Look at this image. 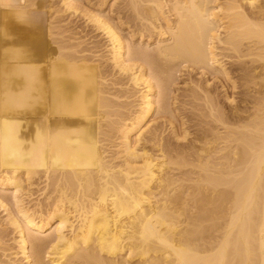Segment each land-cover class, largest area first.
I'll list each match as a JSON object with an SVG mask.
<instances>
[{
	"label": "bare ground",
	"instance_id": "6f19581e",
	"mask_svg": "<svg viewBox=\"0 0 264 264\" xmlns=\"http://www.w3.org/2000/svg\"><path fill=\"white\" fill-rule=\"evenodd\" d=\"M47 1L0 0V264H264V1L122 0V22L60 0L105 37L113 79L56 42ZM210 80L239 89L229 111ZM178 102L202 126L186 145Z\"/></svg>",
	"mask_w": 264,
	"mask_h": 264
},
{
	"label": "rangeland",
	"instance_id": "374dc122",
	"mask_svg": "<svg viewBox=\"0 0 264 264\" xmlns=\"http://www.w3.org/2000/svg\"><path fill=\"white\" fill-rule=\"evenodd\" d=\"M51 3H50V2ZM53 1V2H52ZM56 1V2H55ZM89 2H90V4H94V6L96 7L97 6V3L100 1V0H88ZM223 0H218V2H222ZM262 1H264V0H262ZM49 4H50V6H51V9H52V11H54V13H53V16H54V21H56V23H58L57 21L59 20V23L58 24H63L64 23V21L66 22V23H64L63 24V29H65V32L66 33H64V34H66L65 36H67V34L69 35V36H67V37H65L64 39L62 38V40L60 41V39H58L56 42H60V43H62V44H66L65 42H67L68 41V37H71V42H75V40H76V38H78L79 39V41L83 44H80V45H78L77 46V48H79L80 46H82L83 48H86V49H81V50H78L79 52H81V51H85V52H82V53H85V55L88 57V52H89V54L91 53V55H89V59L90 60H96V61H102L101 63H102V66H103V71L104 72H106L107 74V77L106 78H112L113 79V77L115 76L116 77V75L114 74L113 76H112V69H111V65L108 63V61L106 60V55H107V51H106V48H105V46H106V44H107V42H106V39H105V37L102 35V33H100V32H98L97 30H94V28L90 25V23H87L86 21H85V19L82 17V16H80V15H73L72 16V14L71 15H69L70 13H68L67 11L65 12L64 10L62 11L61 9L63 8L62 7V5H61V1L60 0H48L47 1ZM101 2V1H100ZM99 2V3H100ZM105 3L102 5V7H101V10L104 12L105 10L106 11H108V12H104L105 14H107V13H110V14H107L110 18H112L114 21H116L117 19L116 18H121V21L123 22H127L126 20H127V17L129 16V14L130 13H128L129 11H128V9H127V7H125L124 6V4L122 3V0H105L104 1ZM115 2V3H114ZM98 3V4H99ZM54 4V5H53ZM121 4V5H120ZM60 5V6H59ZM248 5L247 4H243V7H244V9L247 11L248 10V8L249 7H247ZM245 7H247V8H245ZM114 8V9H113ZM126 8V9H125ZM54 9V10H53ZM119 10V11H118ZM65 12V13H64ZM120 12V13H119ZM55 14V15H54ZM57 14H59V15H57ZM66 14V15H65ZM127 14V15H126ZM69 15V16H68ZM120 15V16H119ZM126 15V16H125ZM58 18H57V17ZM61 17V18H60ZM56 18V19H55ZM72 19V20H71ZM76 19V20H75ZM123 19V20H122ZM126 19V20H125ZM61 21V22H60ZM87 24H88V26H87ZM131 24V25H130ZM65 25V26H64ZM128 25V26H127ZM132 25H134L135 26V24H134V22L133 23H128V24H126V25H123L122 26V33H123V35H128V32L130 31V29L131 28H133L132 27ZM82 26V27H81ZM125 27V28H124ZM71 28V29H70ZM134 29V28H133ZM133 29H131V30H133ZM68 32H67V31ZM223 30V29H222ZM95 31V32H94ZM79 32V33H78ZM73 33V34H72ZM72 34V35H71ZM76 36V38H75V36ZM135 38H134V40L135 41H137V42H139V40L138 39H140V38H138V34L137 33H135ZM74 36V37H73ZM87 36V37H86ZM137 38V39H136ZM78 39L76 40V41H78ZM143 39H145V38H143ZM81 40H83V42H85V43H83ZM152 41H153V38L151 39ZM69 42V41H68ZM73 42V43H74ZM145 42V43H144ZM144 42H143V44H146V40H144ZM57 43V44H58ZM90 46H89V45ZM149 44H151L152 45V42H150ZM93 46V47H92ZM81 48V47H80ZM88 49V50H87ZM86 50H87V53H86ZM95 52V53H94ZM82 53H80V54H82ZM92 53H93V57L95 58H93L92 57ZM97 58V59H96ZM99 58V59H98ZM104 59V60H103ZM104 61V62H103ZM105 61H107V63H105ZM104 63V64H103ZM110 65V66H109ZM227 66H228V64H226ZM194 78H196V80H198V82H200V83H202V84H204V78H201V75H197V74H194V72L191 74ZM110 81V80H109ZM188 82L189 81V78H188V76L186 75V74H183V75H181L180 77H179V79L177 80V83L175 84V86L173 87V89L175 88V90H174V92H173V95L175 96V97H177V100H180V102H182V100L183 99H185L184 97H183V95H182V93L184 92V89H185V87H186V82ZM203 81V82H202ZM211 81V83L213 84V80H210ZM183 83V84H182ZM181 86H180V85ZM214 86H216L217 87V89H216V92H215V94H216V97H217V99L219 100V106H222V109L224 108L225 109V111H229V109H230V104L228 103V102H226V100H225V94L226 95H233L234 96V98H235V100L236 101H238L240 98V93L238 92L239 91V89L236 91V89L234 90V91H232L231 89H228L227 88V92L225 93V92H223L222 91V89H221V87H220V85H219V83L217 84L216 82H215V84H213ZM111 86V85H110ZM230 88V87H229ZM111 89V88H110ZM219 90V91H218ZM111 91H114V88H112L111 89ZM236 92V93H235ZM232 93H234V94H232ZM218 94V95H217ZM230 95V96H231ZM180 102H178L179 104H178V107H179V113H181V115H183L184 116V119H187V122H186V124L184 125V127H186V129H187V133H191V134H189V135H186V137H184V138H181V139H179L177 142L179 143V144H181V145H186V143L191 139V138H193L195 135H193V134H195V133H197V132H195V133H193L194 131H196V130H198L199 128V131L201 130V125H198V124H196V123H198V121H195L196 119L193 117V115L191 114V113H189V110H190V105H182ZM225 102V103H224ZM224 103V104H223ZM238 103V102H237ZM188 106V107H187ZM130 108V107H129ZM129 111V110H128ZM125 113L127 114L128 112H127V109L125 110ZM194 118V119H193ZM28 120H31V117H29V119ZM159 121H158V124H159V130H158V132L159 133H162V135H161V137H162V142L163 143H171V142H173L174 141V139H172V134H171V129H169L170 128V125H167V123H162V119L160 120V119H158ZM160 122V123H159ZM194 125H195V127H194ZM200 126V127H199ZM160 127H161V129H160ZM199 127V128H198ZM196 128V129H195ZM161 130V131H160ZM198 131V132H199ZM193 135V136H192ZM190 138V139H189ZM189 139V140H188ZM185 140V141H184ZM168 141V142H167ZM190 142V141H189ZM150 144H148V146H149ZM154 148V147H153ZM155 149V148H154ZM39 182H41V180H38L34 185H36V184H38V185H36V186H32L33 188H32V190L31 191H33V195L31 196V197H33V198H40L41 199V201H43V194L41 195V193L40 192H42L43 191V187H44V184H43V182H41V183H39ZM39 184H40V186H39ZM40 188H42L41 190H40ZM38 189V190H37ZM40 194V195H39ZM39 195V196H38ZM35 200V199H34ZM33 202V201H32ZM4 212L0 209V224L2 225V223H4L5 221H4ZM4 226V228H5V231H4V233H3V239H4V241L6 242V243H4L5 244V248L6 249H8V248H14L15 247V244H14V240H13V237H15V233H13L14 231H12V228L11 227H9L8 225H3ZM6 244H7V246H6ZM14 246V247H13ZM8 252V251H7ZM19 259V261H18V263H21V258L20 257H18Z\"/></svg>",
	"mask_w": 264,
	"mask_h": 264
}]
</instances>
